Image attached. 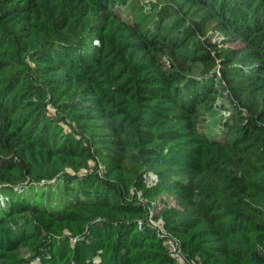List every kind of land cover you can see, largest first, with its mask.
<instances>
[{
  "label": "trees",
  "instance_id": "16d2710c",
  "mask_svg": "<svg viewBox=\"0 0 264 264\" xmlns=\"http://www.w3.org/2000/svg\"><path fill=\"white\" fill-rule=\"evenodd\" d=\"M127 3L0 0V264H264V0Z\"/></svg>",
  "mask_w": 264,
  "mask_h": 264
},
{
  "label": "rangeland",
  "instance_id": "374dc122",
  "mask_svg": "<svg viewBox=\"0 0 264 264\" xmlns=\"http://www.w3.org/2000/svg\"><path fill=\"white\" fill-rule=\"evenodd\" d=\"M151 1H154V0H127V4L125 5L126 7H125V9L123 10V11H121V14L124 16V17H126V18H128L129 20H132L133 19V15H132V13L139 7V6H144L145 7V9L147 8V7H149V5H150V2ZM156 1V0H155ZM128 5V6H127ZM212 30V29H211ZM209 32V34L210 33H212V32H210V30L208 31ZM215 32H217V31H213V33H214V35L216 34ZM223 109H221V108H218L217 109V111H216V113H215V116L214 117H216V116H218L219 117V115L218 114H222V115H224V116H226L227 114H228V111H227V109L225 110L224 109V112L222 111ZM220 112V113H219ZM222 112V113H221ZM218 119V118H217ZM221 127H222V125H220L219 123H216V122H214V118H210V120H209V122H208V124H207V121L206 122H204L203 124H202V126H201V132H203V133H205L206 135H208L209 137H211V138H214V139H218V140H221L222 139V129H221ZM168 154V153H167ZM60 184V183H59ZM40 189L42 190V188L40 187ZM60 190V188L59 187H56V189L53 187V189L52 190ZM47 195V194H46ZM50 195H51V200H53L51 203H52V205L54 206H56L58 203H57V201H56V199L55 198H57L56 196H54L53 194H51V192H50ZM163 196H165V197H169L170 198V200H175V197L174 196H170V195H166V193H163L162 195H160V197H163ZM46 197V196H45ZM44 200V202H46L45 201V198L43 199ZM156 225L158 226L159 225V223H156ZM72 237V240L73 241H76L75 239H79V237H77V236H75V235H73V236H71ZM98 257H96V259H97ZM179 262H182V260L181 261H179Z\"/></svg>",
  "mask_w": 264,
  "mask_h": 264
},
{
  "label": "built area",
  "instance_id": "2783aa9c",
  "mask_svg": "<svg viewBox=\"0 0 264 264\" xmlns=\"http://www.w3.org/2000/svg\"><path fill=\"white\" fill-rule=\"evenodd\" d=\"M144 180H145V182H149V177L146 176ZM160 232H161V230H160ZM160 235L167 238L168 249H169V252L173 255V257L176 260L181 261L183 256H182V251L179 247V242L177 243V241L175 239H173L171 237V235H169V233H167V232H164ZM75 240H78V239H75Z\"/></svg>",
  "mask_w": 264,
  "mask_h": 264
}]
</instances>
